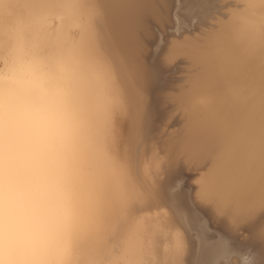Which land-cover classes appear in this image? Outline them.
<instances>
[{"label": "bare ground", "instance_id": "bare-ground-1", "mask_svg": "<svg viewBox=\"0 0 264 264\" xmlns=\"http://www.w3.org/2000/svg\"><path fill=\"white\" fill-rule=\"evenodd\" d=\"M82 1L0 0V51L9 45L0 75V233L23 240L0 245V264H141L149 248L138 251L132 221L138 204L145 212L149 202L134 196L123 174L119 104L93 57L89 28L78 21ZM220 1L183 0L171 22L193 33L159 56L144 55L146 91L158 101L154 118L176 125L167 133L155 124L162 149L168 145L166 174L174 177L151 205L181 232L183 264H264V0H236L241 9L225 19L217 16ZM120 5L110 1L111 9ZM49 9L64 16L51 30L38 17ZM109 21L115 41L119 22ZM176 60L173 71L185 72L186 81L159 91ZM185 168H199L193 197L179 180ZM205 188L233 203L240 221L205 206ZM242 229L246 237L238 240Z\"/></svg>", "mask_w": 264, "mask_h": 264}, {"label": "rangeland", "instance_id": "rangeland-1", "mask_svg": "<svg viewBox=\"0 0 264 264\" xmlns=\"http://www.w3.org/2000/svg\"><path fill=\"white\" fill-rule=\"evenodd\" d=\"M83 1L79 4L80 10L76 12L78 21L85 22L86 27L89 28L88 33H91L93 37L91 46L96 50L93 57L103 66L102 70L109 77L111 89L119 104L120 116L117 121V129L120 131L119 154L124 166L123 174H125L127 185L133 191L134 196H137L139 200L146 201L147 199L149 202L148 205L146 204L148 211L145 210V212L144 205L138 204V211L132 219L134 226L137 224L136 243L141 244L138 251L145 249L146 245L149 247L146 254L140 255V262L141 264L149 260L153 262L154 259L155 264H183L186 250L181 232L172 229L176 225L174 222L172 223L171 217H167V211H160L156 206L157 203L154 206L151 205L157 189H160L161 195L163 194L165 197L166 183L174 175L166 174L167 165L170 162L168 160L170 157L168 145L166 150L162 149V146H165L164 142L155 130V118L152 111L158 106V101H153L148 96L146 91L148 81L141 74L144 71L143 63L146 54L144 46L151 37L150 27L153 28L155 25L157 29H160L164 26L165 12L168 9L169 11L175 9L176 0H174V7L171 3L169 5V0H159L160 3L148 0L149 4L147 0H116L121 3L120 8H116V10L110 7V1L113 4L116 2L115 0ZM240 4L241 2L236 0H221L217 16L221 19L227 18L231 11H237L242 7ZM138 9H143L145 12L138 13ZM124 12L129 14L123 16ZM111 15L116 16V22H119L117 24L119 30L114 36L116 42H121V48L114 41L111 25L113 31L116 30L113 21L112 24L109 21ZM39 16H41L39 19H45V24L50 30L62 22L64 17L58 9H49L47 13L44 11ZM128 16L130 17L128 18ZM37 20L32 19L30 24ZM15 25L12 28H15ZM209 27L212 28V26H208V29ZM70 30L73 38L70 39V42L76 41V32H73L76 27H70ZM132 37L138 42H134ZM1 43L2 41H0V48H2ZM6 46L4 50L0 51V75H4L6 72L5 60L9 55V45ZM128 49L132 50L131 54H127L129 59L123 55ZM184 74L186 75L185 72L174 73L175 80L171 83L169 91L184 84L186 81ZM140 180L145 186L139 184ZM191 184L193 189L188 195L193 197L198 188H196L195 180ZM147 212L153 214L149 215ZM181 218L185 221L183 212Z\"/></svg>", "mask_w": 264, "mask_h": 264}, {"label": "water", "instance_id": "water-1", "mask_svg": "<svg viewBox=\"0 0 264 264\" xmlns=\"http://www.w3.org/2000/svg\"><path fill=\"white\" fill-rule=\"evenodd\" d=\"M172 2V1H171ZM172 9L170 10V24L166 25L160 29H150L151 31V37L150 39H148L145 43V47H144V52L148 55L152 54L154 56H159L161 55V52L164 50L163 48L166 47V45L169 42L172 41H176V40H181L182 38L188 37V34H191V29H187V30H176V28L174 27L173 22V16H172ZM179 64V62H178ZM177 64V60L175 61V63L173 62L172 65H170V67H167V73L166 75H164V84L160 87L159 91H163L166 92L169 90L171 83L173 82V80H175V76L174 75V68L173 65L176 66ZM172 68V69H171ZM171 74H170V73ZM168 84V85H167ZM157 121L159 122V124L161 125V128H163V130H165L167 133L170 132V130H174L176 128L175 122L173 121V119L167 118L165 119H155V124L157 123ZM199 175V168H195V169H191V168H185L182 169L179 173V180L181 183V187L182 189L185 190L186 194H189L191 192V190L193 189V186L191 184L192 181H194ZM244 231L242 229V231H240V235L237 234V239L238 240H244L245 239V235H244ZM257 253V252H256ZM254 254L252 260L256 261V263L258 262V254Z\"/></svg>", "mask_w": 264, "mask_h": 264}, {"label": "snow or ice", "instance_id": "snow-or-ice-1", "mask_svg": "<svg viewBox=\"0 0 264 264\" xmlns=\"http://www.w3.org/2000/svg\"><path fill=\"white\" fill-rule=\"evenodd\" d=\"M176 5L177 7L183 6V0H176ZM201 201L218 217L230 219L233 222L240 221V210L233 203L222 200L216 191L205 188L201 193ZM199 222L203 224V221ZM205 231H207V228H205ZM22 243L23 240L9 230L0 233V245L4 247H14Z\"/></svg>", "mask_w": 264, "mask_h": 264}]
</instances>
